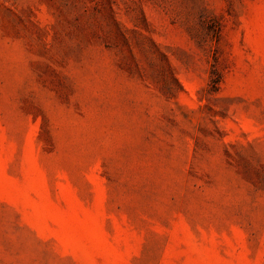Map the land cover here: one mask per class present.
I'll use <instances>...</instances> for the list:
<instances>
[{
    "label": "rangeland",
    "instance_id": "rangeland-1",
    "mask_svg": "<svg viewBox=\"0 0 264 264\" xmlns=\"http://www.w3.org/2000/svg\"><path fill=\"white\" fill-rule=\"evenodd\" d=\"M0 264H264V0H0Z\"/></svg>",
    "mask_w": 264,
    "mask_h": 264
}]
</instances>
